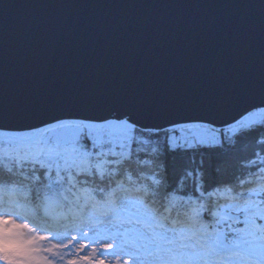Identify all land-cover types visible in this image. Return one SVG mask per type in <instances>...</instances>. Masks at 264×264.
<instances>
[{
    "label": "snow or ice",
    "instance_id": "6c2138e0",
    "mask_svg": "<svg viewBox=\"0 0 264 264\" xmlns=\"http://www.w3.org/2000/svg\"><path fill=\"white\" fill-rule=\"evenodd\" d=\"M227 7L73 25L0 100V264H264V0Z\"/></svg>",
    "mask_w": 264,
    "mask_h": 264
},
{
    "label": "water",
    "instance_id": "95a60500",
    "mask_svg": "<svg viewBox=\"0 0 264 264\" xmlns=\"http://www.w3.org/2000/svg\"><path fill=\"white\" fill-rule=\"evenodd\" d=\"M5 0H0L4 3ZM9 3L29 5L18 9L25 15L23 38L0 29V100L15 92L16 83L38 75L39 68L56 61L50 56L52 46L59 47V37L72 35L73 25L118 24L127 20L135 25L160 22L174 25L180 21L204 23L210 19L224 21L238 9L227 7L258 0H7ZM14 17H9L11 24ZM33 36H39L40 61L34 62L30 52ZM155 71H161L159 66ZM94 74L85 66L73 79L86 85Z\"/></svg>",
    "mask_w": 264,
    "mask_h": 264
},
{
    "label": "rangeland",
    "instance_id": "374dc122",
    "mask_svg": "<svg viewBox=\"0 0 264 264\" xmlns=\"http://www.w3.org/2000/svg\"><path fill=\"white\" fill-rule=\"evenodd\" d=\"M75 235V233H73ZM54 243H61V242H66V241H59V240H55L53 241ZM105 259H111L110 257H104Z\"/></svg>",
    "mask_w": 264,
    "mask_h": 264
},
{
    "label": "trees",
    "instance_id": "16d2710c",
    "mask_svg": "<svg viewBox=\"0 0 264 264\" xmlns=\"http://www.w3.org/2000/svg\"><path fill=\"white\" fill-rule=\"evenodd\" d=\"M246 144H247V141H243L242 144H241V148L242 150L246 147Z\"/></svg>",
    "mask_w": 264,
    "mask_h": 264
}]
</instances>
